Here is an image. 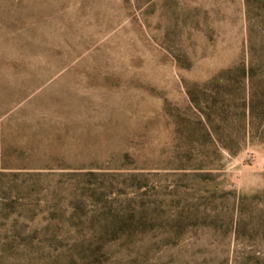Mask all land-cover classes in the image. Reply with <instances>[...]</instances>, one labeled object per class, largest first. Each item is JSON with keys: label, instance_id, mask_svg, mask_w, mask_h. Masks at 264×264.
Here are the masks:
<instances>
[{"label": "rangeland", "instance_id": "374dc122", "mask_svg": "<svg viewBox=\"0 0 264 264\" xmlns=\"http://www.w3.org/2000/svg\"><path fill=\"white\" fill-rule=\"evenodd\" d=\"M0 264H264V0H0Z\"/></svg>", "mask_w": 264, "mask_h": 264}]
</instances>
